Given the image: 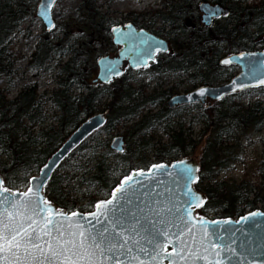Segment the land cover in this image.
<instances>
[{"label":"trees","instance_id":"trees-1","mask_svg":"<svg viewBox=\"0 0 264 264\" xmlns=\"http://www.w3.org/2000/svg\"><path fill=\"white\" fill-rule=\"evenodd\" d=\"M199 1L161 0L157 7L129 12V21L135 26L165 36L171 45V52L160 53L150 68L141 72L147 71L151 76L164 71L185 74L189 71L191 88L196 84H213L228 79L236 68L235 64H219V57L264 47V0H206L227 8L226 13L214 17L208 24L200 21ZM78 6L83 23L74 37L69 36L71 33L68 34L65 26L54 24L51 29L60 26L61 36L51 41L48 38L51 29L42 30L25 57V66L33 75L54 65L56 85L38 92L36 79H25L16 94L7 97L6 91L22 79L16 76V62L23 55L13 45L18 32L28 33L34 0H0L3 186L13 189L20 181H27L83 118L102 111L105 120L95 130L97 133H90L63 158L46 182V197L58 207L67 211L88 209V204L92 206L98 199L95 194L108 195L118 178L131 169L184 156L202 140L194 187L205 194V199L196 208L197 213L216 218L238 216L254 208L264 210V134L259 138L256 186L243 177L237 181L218 178L221 170L242 161L243 148L251 143L252 134L264 130V98L256 97L243 104L242 89L210 102L205 99L170 106L166 100L175 93L173 86L145 91V85L135 81L130 72H121L107 82L96 80L93 63L78 57H97L104 53V46L110 43V26L117 20L98 10L95 0H79ZM247 89L264 92V86ZM47 100L55 108L50 115L45 108ZM194 121L201 124L195 140L189 136V125ZM120 128V150L109 146L111 138L98 135L100 132L110 135ZM158 128L168 132L167 141L155 138ZM84 150L86 157L81 160L78 156ZM90 160L93 162L87 166ZM81 186L84 189L80 190ZM90 187H95L93 193L89 192ZM78 191L85 193L86 200L75 207L83 197L76 196Z\"/></svg>","mask_w":264,"mask_h":264},{"label":"water","instance_id":"water-1","mask_svg":"<svg viewBox=\"0 0 264 264\" xmlns=\"http://www.w3.org/2000/svg\"><path fill=\"white\" fill-rule=\"evenodd\" d=\"M55 0H38L35 6V14L40 18L45 30L51 29L55 22L52 18V5ZM200 12V21L208 24L210 19L221 13H226L227 8L217 2L201 0L197 3ZM111 40L120 47L115 55L101 54L96 57V80L107 82L114 74L121 72V64L126 60L131 67L146 65L155 59L157 52L168 50L167 38L155 34L147 28L137 27L130 21L124 24H115L111 27ZM146 42V43H145ZM151 52V57H148ZM227 60L229 63L225 64ZM219 64H235L236 71L228 79L213 84H199L186 91L172 94L167 100V105L203 101L205 99H218L229 93L249 87L264 86V47L238 50L225 54L218 59ZM112 68L114 71L110 72ZM203 91V94L201 92ZM105 120L104 112L97 111L83 118L59 143V145L45 158L37 171L27 179L24 189H8L3 186V176L0 173V199L7 196L13 203H21L25 200L38 199L45 208L44 217L61 219L68 217L76 221L78 217L93 221L90 227L95 225V218L91 213L97 211L95 205L98 202L113 199L112 193L122 180L127 176H133L132 181H125L126 189L131 188L128 198H123L117 193L113 204L108 205L115 209V216L106 219L105 227L111 232L120 235L131 234L146 252H139L133 247L132 253L120 255L122 250H114L115 255L101 254L96 250L95 255L83 254V259L77 258L76 264H264V210L254 208L246 210L238 216L216 217L205 216L196 213L197 205H201L205 194L194 187L193 180L198 176L197 159L186 154L168 162L151 163L146 168H133L121 176L105 198L96 200L88 210L73 209L67 211L58 207L47 199L44 186L35 190L32 181L38 179L46 166H51L48 171L49 179L52 171L59 162L65 158L82 140L99 128ZM109 146L112 149L122 148V135L120 133L111 137ZM54 162V163H53ZM183 169H191L185 174ZM142 173V175H137ZM47 182V181H46ZM33 191L29 193V189ZM6 190V191H5ZM191 193L197 199L188 204ZM25 193L28 194L25 197ZM12 209L10 205L0 207ZM172 209L178 218L183 216L186 226L181 228L177 220L176 226L167 228V235H156L164 226L158 224L161 215ZM187 209L185 212L184 210ZM76 212L77 217L71 213ZM4 215H7L5 212ZM120 219L123 227H118L115 220ZM129 228L135 231L129 233ZM83 230V226H81ZM123 237H121V240ZM148 239H154L155 244H148ZM47 251V248L45 247ZM219 253V255H217ZM22 264H37L32 257L23 259ZM33 256L39 257L41 253L33 250ZM7 257V258H5ZM0 264H17L10 254H0Z\"/></svg>","mask_w":264,"mask_h":264},{"label":"snow or ice","instance_id":"snow-or-ice-1","mask_svg":"<svg viewBox=\"0 0 264 264\" xmlns=\"http://www.w3.org/2000/svg\"><path fill=\"white\" fill-rule=\"evenodd\" d=\"M148 57H151V52H148ZM224 63L227 64L229 61L225 60ZM109 71L113 72L114 70L110 68ZM114 74L118 75L119 73L115 72ZM50 170L51 166H46V170L42 172L41 176L32 181L36 191L44 186ZM183 171L188 174L191 169H183ZM137 175H142V173H137ZM133 179V176L125 177L112 193L113 199L116 198L117 193H120L123 198H128L131 188L126 189L125 181L130 182ZM32 191L33 188H30L29 193ZM24 195L28 196L27 193ZM186 195L189 196L188 204H192L197 199L190 192ZM113 199L98 202L95 205L97 211L90 215L95 218L94 223L98 227H90L93 221L85 222L86 218L82 216L78 217L76 221H71L68 217L56 219L52 217L51 213H49V217H44L45 208L38 199L25 200L17 204L5 196L0 199V207L10 205L12 210L4 208V211L0 212V254H10L15 258L17 264H22L21 250H23V259L32 257V260L37 264H76L77 258L83 259L84 253L95 255L96 250H100L102 255L107 253L113 257L114 250L117 249L122 250L120 251L122 256L125 255V251L129 254L132 253L133 247H136L139 252H146V249L131 234L117 235L104 226L106 219H112L115 216V209L107 207L113 204ZM184 211L186 212L187 209ZM5 212L7 215H4ZM71 216L77 217L78 214L73 212ZM177 220L181 228L186 226L184 217L177 218L173 210L169 209L168 213L160 216L158 224L164 227L160 228L156 235H167V228L175 227ZM115 224L118 227H123L120 219H116ZM81 226H83V230H81ZM127 231L131 233L135 229L129 228ZM121 237H123L122 240ZM147 243L155 244L156 241L148 239ZM33 250L40 252L41 256H33ZM216 264H219V261H216Z\"/></svg>","mask_w":264,"mask_h":264},{"label":"rangeland","instance_id":"rangeland-1","mask_svg":"<svg viewBox=\"0 0 264 264\" xmlns=\"http://www.w3.org/2000/svg\"><path fill=\"white\" fill-rule=\"evenodd\" d=\"M38 0H34V8L31 10L30 16L32 17V22L30 26L28 27V33L24 35L21 32H18L16 35V42L13 45V48H15L19 53L23 55L22 58H20L16 64H17V74L16 76L22 78L19 81L15 82L7 91L6 96L12 97L16 94V92L19 90L21 84L25 79H36L37 82V91L40 92L44 88H51L56 85L55 75L54 71L56 67L54 65H51V67L39 74V75H33L31 74V71L26 68L25 66V57H28L29 52L34 48L37 40L40 37V34L42 30H44V25L40 18L35 14V6ZM161 0H95V4L98 8V10L106 12L108 15L113 16L115 20H129L131 18V13L129 12H139L144 9H148L151 7H157L159 6ZM252 0H245V2H251ZM79 0H55L52 5V18L55 22V24H60L65 26V28L68 30L69 36H73L77 31L81 30L82 20L81 17L83 15L82 10L79 9ZM60 26L51 29L50 34H48V38L51 39V41H56L55 37L61 36L60 33ZM75 36V35H74ZM73 36V37H74ZM70 41V40H69ZM98 46V45H95ZM94 46V47H95ZM104 49L110 50L111 46H104ZM167 52H171V45L169 44ZM81 60H86L89 63H93L94 65V74L93 77L96 75V64H95V58L92 56H83L79 55L78 57ZM54 64V62H52ZM236 71V68H235ZM234 71V72H235ZM189 73V71H188ZM187 73V74H188ZM185 73L181 72H172V71H164L160 74H153L148 75L146 72L141 71H133L132 76L135 78V81H139L141 84H144L145 91H149L153 88L157 87H166V86H173L176 92L185 91L191 88L192 82L190 79H188V76ZM134 81V85L136 86L137 83ZM223 81V80H221ZM220 82V81H218ZM3 79L0 78V85H2ZM197 85V84H196ZM264 98V92L257 91V90H251V89H243L241 92V102L243 104L249 103L254 98ZM207 102H210V99H207ZM45 108L46 112L50 115L55 112V108L53 104L47 100L45 102ZM137 117L134 116V119ZM48 122H51L50 118ZM190 138L195 140L197 138V131L199 130V127L201 126L200 122H191L190 123ZM38 126H35V129H37ZM96 132V131H95ZM122 128L118 129L116 131H112L110 135L100 132L98 135L100 138H108L110 139L113 135L117 133H121ZM97 133V132H96ZM156 139H158L160 142H164L168 140V132L161 130L158 128L156 130ZM264 134V130L254 133L251 136V143L249 145H246L243 148L242 152V161L236 162L232 165L230 169L227 170H221L218 174V178H224L228 181L234 180L237 181L240 178H247L249 179L255 186L258 184L259 177L255 170V165L257 164L258 155L260 153V142L259 138ZM202 144V140L198 141L194 147V149L189 152L188 154L193 155L198 162V157L200 154V147ZM85 153L87 151H83V154H79L78 158L81 160H85ZM148 156L151 158L150 154ZM111 159V157L109 158ZM93 161H89L87 163V166H90ZM75 172L78 174L80 172V169H76ZM34 174V173H33ZM120 178V177H119ZM118 178V179H119ZM27 181H20L13 189H19L22 190L26 187ZM95 187H90L88 190L90 193L94 192ZM9 189V188H8ZM84 189V186L80 187V190ZM84 192L78 191L76 193V196H83L82 199L77 201L75 203V207H77L80 203H83L86 200V196L84 195ZM95 198L101 199L104 198L105 195H102L100 193H97L94 195ZM90 204H88L87 207H89ZM76 209V208H75ZM197 213V210H196ZM198 214V213H197Z\"/></svg>","mask_w":264,"mask_h":264},{"label":"flooded vegetation","instance_id":"flooded-vegetation-1","mask_svg":"<svg viewBox=\"0 0 264 264\" xmlns=\"http://www.w3.org/2000/svg\"><path fill=\"white\" fill-rule=\"evenodd\" d=\"M199 17H200V12H199ZM213 18H214V17H213ZM213 18H211L209 22H211V20H212ZM126 21H129V20H117L115 23L111 24L110 29H109L110 43H109V44H106L107 46H108V45L111 46V49H110V50H106V49H104V53H102V54L115 55V54L117 53V51H118L120 45H119V44H115V43L112 42V40H111V27H112L113 25H115V24H124ZM130 22H131V21H130ZM131 23H132V22H131ZM132 24H133V23H132ZM167 44H168V47H169L170 42H169L168 39H167ZM160 53H162V51H159V52L156 53V55H155V59H156L157 57H159V54H160ZM155 59H154L153 61H149L146 65H139V66H137V67H131V66L127 63L126 60H123L121 66H120V67H121V72H130V73H132L133 71H140L141 69H148V68H150V64H151L152 62H154ZM121 72H120V73H121ZM146 73L149 75V73H148L147 71H146ZM154 74H157V73H154ZM94 78H95V77H94ZM185 91H186V90H185ZM181 92H182V91H181ZM117 134H118V133H117ZM113 136H114V135H113Z\"/></svg>","mask_w":264,"mask_h":264},{"label":"built area","instance_id":"built-area-1","mask_svg":"<svg viewBox=\"0 0 264 264\" xmlns=\"http://www.w3.org/2000/svg\"><path fill=\"white\" fill-rule=\"evenodd\" d=\"M92 206L90 205L89 207H88V209H90Z\"/></svg>","mask_w":264,"mask_h":264}]
</instances>
